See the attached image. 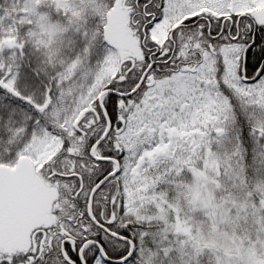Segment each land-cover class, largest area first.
<instances>
[{"label": "snow or ice", "instance_id": "obj_1", "mask_svg": "<svg viewBox=\"0 0 264 264\" xmlns=\"http://www.w3.org/2000/svg\"><path fill=\"white\" fill-rule=\"evenodd\" d=\"M0 264H264V0H0Z\"/></svg>", "mask_w": 264, "mask_h": 264}]
</instances>
